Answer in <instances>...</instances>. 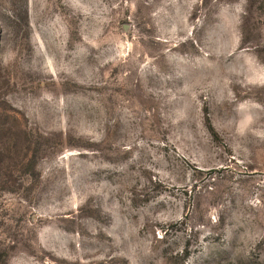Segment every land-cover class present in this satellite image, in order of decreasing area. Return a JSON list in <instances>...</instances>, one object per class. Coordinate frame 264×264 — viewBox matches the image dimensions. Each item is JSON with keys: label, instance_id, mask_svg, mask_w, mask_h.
Wrapping results in <instances>:
<instances>
[{"label": "rangeland", "instance_id": "rangeland-1", "mask_svg": "<svg viewBox=\"0 0 264 264\" xmlns=\"http://www.w3.org/2000/svg\"><path fill=\"white\" fill-rule=\"evenodd\" d=\"M0 264H264V0H0Z\"/></svg>", "mask_w": 264, "mask_h": 264}]
</instances>
